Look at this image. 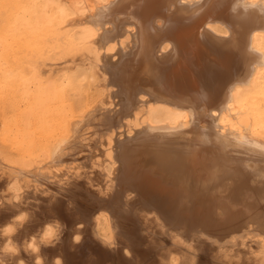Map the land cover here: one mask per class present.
<instances>
[{"label": "bare ground", "instance_id": "bare-ground-1", "mask_svg": "<svg viewBox=\"0 0 264 264\" xmlns=\"http://www.w3.org/2000/svg\"><path fill=\"white\" fill-rule=\"evenodd\" d=\"M46 10L29 0H0V19L5 14V27L13 24V33L6 36L5 31L4 39L14 47L29 44L30 53H52L49 23L56 17L51 19ZM72 20L65 26H72ZM82 20L94 32L86 44L100 56L99 70L111 88L114 107L99 106L66 124L70 134L49 142L46 166L79 169L104 157L101 161L114 168L111 189L100 196L83 186L59 185L39 171L24 174L43 181L52 198L66 197L77 223H89L92 209L104 210L108 227L132 244L141 227L138 212L144 211V218L145 212L154 213L158 226L177 233L186 244L206 236L223 250L227 244L230 251L232 246L242 248L251 240L263 245L264 3L104 0ZM219 24L223 31H218ZM28 37L43 45L27 42ZM8 49L14 56L15 50ZM156 108H162L164 122L145 120L137 129L135 122ZM56 206H49L52 213ZM67 243L62 250L66 254Z\"/></svg>", "mask_w": 264, "mask_h": 264}, {"label": "rangeland", "instance_id": "rangeland-1", "mask_svg": "<svg viewBox=\"0 0 264 264\" xmlns=\"http://www.w3.org/2000/svg\"><path fill=\"white\" fill-rule=\"evenodd\" d=\"M29 1L36 3L39 7H46L47 15H50L51 19L56 17L49 23L51 34L54 36L51 44L56 43L54 41H57L58 37L61 40L53 46L50 44L53 51L47 54L48 56L38 51H35L36 54L32 51V53L27 52L29 44L26 43H24L25 47L10 46L11 40H7V44L3 34L8 31L6 36L11 35L13 30L9 27L13 24L7 23L5 27L2 19L7 18V15H1L0 44H4L0 45V228L7 224H13L17 228L15 235L11 238L20 251L15 256L0 253V259H4L5 264H18L19 259L24 260L25 264H35L37 257L42 258L43 264H52L56 257L61 258L62 264H264V243L262 245L251 240L247 242L248 245L244 244L242 248L239 246L240 250L232 246L230 251L228 248L231 249V245L227 244L228 248L225 246L223 250L212 244L213 239L204 236L202 241H196L197 244H186L183 242L185 239L177 233L173 231L167 233L164 228L158 226L155 214L152 212L148 214L145 212L147 215L145 218L144 211L138 212L141 216L139 218L141 227H138V238L133 240L132 244L120 238L111 226L108 227L103 217L104 210L95 212L92 209L91 212L94 211L91 213L92 217L87 219L89 223L83 220L77 223L73 207L66 197L57 195V200L52 198L50 190L43 181L42 183L34 181L30 174H24L27 171H39L51 177L53 181L55 179L64 187L82 188L83 186L90 192L95 191L102 196L111 189L109 179L114 173V168L101 161H104V157L96 158L88 166L79 169L58 166L48 170L46 166L49 161L47 151L49 142L58 141L61 137L69 135L70 129L65 128L69 123L82 119L87 112L98 110L99 106V109L114 107L109 98L111 88L102 70H99L100 56L93 49L92 44L88 45L95 37L94 32L88 31L90 25L82 20L89 12L97 9V3L104 0L99 2L98 0H63V3L62 0ZM66 4L78 5L77 7L69 6L75 11L77 8L78 12L70 11ZM67 19H74L77 22L72 20V26H65ZM74 23H76L75 27ZM65 27H69V30ZM219 30H224L220 24ZM27 40L36 46L43 45L41 41H32L30 37ZM25 41L26 39H23V42ZM63 42L62 45L68 46H62ZM5 44L9 47L6 48ZM70 45L73 46L72 49ZM10 47L13 49L12 53L15 50L18 59L15 55V57L10 56L8 53ZM164 50L167 51V46ZM7 59L8 62H6ZM11 63L12 67L9 66ZM16 77L18 80L15 82ZM144 99L146 100L147 97ZM162 111V108H156L149 114L142 115L141 122H135L136 128L140 129L145 120L153 123L164 122L165 117L161 116ZM140 112V115L144 114V110ZM15 133L18 135L15 136ZM54 173L55 176L52 178ZM51 200L55 202L52 201L54 202L52 203ZM51 204L58 205L56 212H51L49 208ZM21 216L24 217L23 220L18 219ZM8 217L10 219H7ZM50 220L52 221L48 222ZM46 223L53 224L52 226L57 229V239L53 242L54 246H40L37 255L34 254L36 252L33 253L32 250L27 249V244L33 236H36L39 245V237L44 232ZM131 226L134 227V231L135 225ZM77 236L79 240L75 239ZM5 239L7 238L0 237V248L4 246ZM67 242L70 243L68 249L70 251L66 254L62 250ZM235 249L240 253L234 254L239 252ZM35 255L36 259L33 260ZM63 255H66V258Z\"/></svg>", "mask_w": 264, "mask_h": 264}, {"label": "clouds", "instance_id": "clouds-1", "mask_svg": "<svg viewBox=\"0 0 264 264\" xmlns=\"http://www.w3.org/2000/svg\"><path fill=\"white\" fill-rule=\"evenodd\" d=\"M260 3H264V0H260ZM19 220H23L24 217L21 216L18 218ZM45 230L42 235L39 237V245L36 236L31 238L30 243L27 244V249L32 250L33 252H39L40 246H54V241L57 239V229L53 227L51 224H47L44 226ZM17 228L13 226V224H8L3 228H0V237L7 238L5 239L4 246L0 248V253L5 255H18L20 249L14 244V241L11 237L15 235ZM79 240L80 238L77 236L75 238ZM0 264H5L4 259H0ZM18 264H25L24 260H19ZM35 264H43L42 258L37 257ZM52 264H62V260L59 257L53 259Z\"/></svg>", "mask_w": 264, "mask_h": 264}]
</instances>
